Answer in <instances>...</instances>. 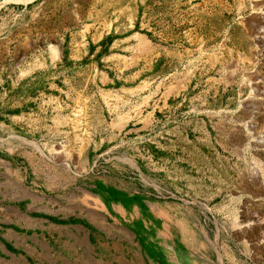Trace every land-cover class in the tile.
I'll list each match as a JSON object with an SVG mask.
<instances>
[{"label": "rangeland", "instance_id": "rangeland-1", "mask_svg": "<svg viewBox=\"0 0 264 264\" xmlns=\"http://www.w3.org/2000/svg\"><path fill=\"white\" fill-rule=\"evenodd\" d=\"M263 8L0 0V264H264Z\"/></svg>", "mask_w": 264, "mask_h": 264}, {"label": "crops", "instance_id": "crops-1", "mask_svg": "<svg viewBox=\"0 0 264 264\" xmlns=\"http://www.w3.org/2000/svg\"><path fill=\"white\" fill-rule=\"evenodd\" d=\"M23 190L27 191V189H26L25 187H23ZM25 191H24V192H25ZM23 215H24V214H23ZM24 216L26 217V215H24Z\"/></svg>", "mask_w": 264, "mask_h": 264}, {"label": "bare ground", "instance_id": "bare-ground-1", "mask_svg": "<svg viewBox=\"0 0 264 264\" xmlns=\"http://www.w3.org/2000/svg\"><path fill=\"white\" fill-rule=\"evenodd\" d=\"M264 9V8H263ZM170 253V252H169Z\"/></svg>", "mask_w": 264, "mask_h": 264}]
</instances>
